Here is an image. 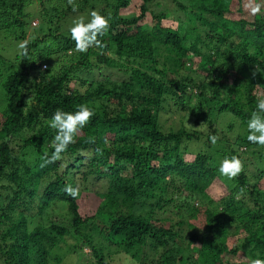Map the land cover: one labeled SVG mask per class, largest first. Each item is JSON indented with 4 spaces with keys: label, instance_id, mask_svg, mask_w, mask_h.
<instances>
[{
    "label": "trees",
    "instance_id": "16d2710c",
    "mask_svg": "<svg viewBox=\"0 0 264 264\" xmlns=\"http://www.w3.org/2000/svg\"><path fill=\"white\" fill-rule=\"evenodd\" d=\"M171 1L184 19L150 12L153 0H75V11L68 0H0V264L264 259V147L247 140L264 93V0L256 15L247 0ZM93 10L110 18L106 47L79 53L69 28ZM80 104L95 115L48 163V121ZM182 110L166 127L164 114ZM232 155L243 170L230 180L219 165Z\"/></svg>",
    "mask_w": 264,
    "mask_h": 264
},
{
    "label": "clouds",
    "instance_id": "9594fccd",
    "mask_svg": "<svg viewBox=\"0 0 264 264\" xmlns=\"http://www.w3.org/2000/svg\"><path fill=\"white\" fill-rule=\"evenodd\" d=\"M68 4L73 7L75 11L78 7L75 0H68ZM245 7L252 15H256L261 11V5L256 3V0H247ZM90 18L86 20L84 16H80L73 20L69 28L71 39L75 42V50L79 53H86L90 48L106 47L100 37H103L109 27L110 18L105 17L100 12L93 10L90 12ZM29 40H23L18 47L22 54L27 55V46ZM258 70L253 71L252 76L255 77ZM95 115L92 108L87 104H80L76 106L74 112H65L57 109L51 119L48 121V126L55 130V136L51 142L53 151L49 156L45 153L48 163H55L61 160L62 153L66 152L69 145L74 144L76 137L80 131L88 124L91 118ZM247 140L252 144H257L264 147V93L257 96L256 110L250 115L247 121ZM212 144H215L218 137L213 135L209 137ZM99 151V150H98ZM243 170L242 160L236 156H226L219 165V172L228 179L236 178ZM64 193L70 198H77L79 196V188L73 187L72 184H66ZM242 264H264V259L244 256L241 258ZM126 264H134L131 258H128Z\"/></svg>",
    "mask_w": 264,
    "mask_h": 264
},
{
    "label": "rangeland",
    "instance_id": "374dc122",
    "mask_svg": "<svg viewBox=\"0 0 264 264\" xmlns=\"http://www.w3.org/2000/svg\"><path fill=\"white\" fill-rule=\"evenodd\" d=\"M140 0H138L139 2ZM137 5V0H132L131 2V5L130 7L132 8L133 6H136ZM35 9V8H34ZM150 12L152 13H159V12H165V13H169L168 15L170 17H175L176 15H180V17L182 19L185 18V15H183L182 13H180L178 11V7L176 5L173 4V2L171 0H153V2L151 3L150 5ZM150 12H147L146 13V20H145V23L146 21L148 22V24H150L151 22V13ZM38 24V19H33L32 22H31V25L32 26H36ZM62 27H66V25H63ZM53 60V59H51ZM46 62L45 63H42L41 67L42 68H45L46 67ZM109 70H107L108 72ZM110 75L113 79H116V78H120L119 75L120 73L117 71V70H110ZM81 76H85L87 75V73L85 71L81 72L80 73ZM92 74H88L87 76H91ZM172 104V106L170 107V110L171 113L172 111L176 108L173 104V102L171 101L170 102ZM166 109V108H165ZM167 110V109H166ZM184 111L182 110L181 112H178L177 114H174L173 116L170 115V113L168 112V114H164L165 115V118H162V120H164V123H165V126L166 127H171L172 129H177L179 126H180V122H179V117L181 114H183ZM206 145H204L203 142L199 143L198 145H191V149H195L197 150L198 148H205ZM240 151H242L241 153V156L245 159V163L248 164V168L249 169H253L254 166L252 164V157H251V154L245 149V147H240L239 148ZM248 152V153H246ZM189 157V155H186ZM91 184H89L90 186ZM91 188L94 187V186H90ZM219 192H220V189L219 188H215V189H211L210 190V194L212 195V197H214L215 199L217 198V196L219 195ZM85 205V204H84ZM84 209H86V212H91L92 211V207H89V206H85ZM112 250V249H110ZM83 252H89L88 248H84L83 249ZM82 253V252H81ZM82 258L81 255L79 254L76 259H80ZM241 258L242 256L241 255H232V254H229V260L230 261H233V262H239L241 261ZM73 256L71 255H65L63 261L67 264H76L77 262L76 261H73ZM81 260V259H80ZM71 261V262H70ZM62 262V264L64 263ZM64 263V264H65Z\"/></svg>",
    "mask_w": 264,
    "mask_h": 264
}]
</instances>
